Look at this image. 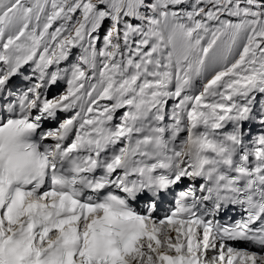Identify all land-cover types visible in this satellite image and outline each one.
<instances>
[{"label": "snow or ice", "instance_id": "snow-or-ice-1", "mask_svg": "<svg viewBox=\"0 0 264 264\" xmlns=\"http://www.w3.org/2000/svg\"><path fill=\"white\" fill-rule=\"evenodd\" d=\"M0 264H264V0H0Z\"/></svg>", "mask_w": 264, "mask_h": 264}, {"label": "bare ground", "instance_id": "bare-ground-1", "mask_svg": "<svg viewBox=\"0 0 264 264\" xmlns=\"http://www.w3.org/2000/svg\"><path fill=\"white\" fill-rule=\"evenodd\" d=\"M172 236L175 237V233H172Z\"/></svg>", "mask_w": 264, "mask_h": 264}]
</instances>
